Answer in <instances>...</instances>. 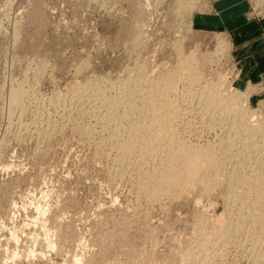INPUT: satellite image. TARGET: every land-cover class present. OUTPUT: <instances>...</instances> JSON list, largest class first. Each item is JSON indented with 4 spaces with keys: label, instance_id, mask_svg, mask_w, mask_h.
<instances>
[{
    "label": "rangeland",
    "instance_id": "rangeland-1",
    "mask_svg": "<svg viewBox=\"0 0 264 264\" xmlns=\"http://www.w3.org/2000/svg\"><path fill=\"white\" fill-rule=\"evenodd\" d=\"M142 1L0 0V264H264L254 192L230 199L233 187L251 188V173L264 165V1L247 0L248 10L218 29L208 28L214 17L199 15L214 0H164L159 15L155 0L145 9ZM193 53L201 63L191 70H204L200 82L181 81L170 97L175 112L154 116L142 93L163 88ZM220 78L225 101L206 111L201 95ZM110 83L133 92L114 116ZM133 101L141 106L134 115ZM243 108L254 138L230 131ZM136 125L146 133H134ZM168 126L182 164L174 163L182 178L173 186L162 183L167 141L158 139L160 149L136 145ZM208 153L221 168L206 165ZM193 156L207 169L191 178ZM221 219L241 230L228 238Z\"/></svg>",
    "mask_w": 264,
    "mask_h": 264
},
{
    "label": "bare ground",
    "instance_id": "bare-ground-1",
    "mask_svg": "<svg viewBox=\"0 0 264 264\" xmlns=\"http://www.w3.org/2000/svg\"><path fill=\"white\" fill-rule=\"evenodd\" d=\"M153 0H143L142 2H143V4H141V7L143 8V9H145V8H151V5L153 4V2H152ZM261 1V0H260ZM262 1H264V0H262ZM124 3V2H123ZM122 2H121V4H123ZM126 3V2H125ZM147 3H148V5H147ZM162 3H164V0H155V4H153V5H155V7H157L158 6V8H155V10H156V14L157 15H159L158 14V12H157V10L158 9H160V7H161V4ZM177 10H179V9H177ZM162 11V10H161ZM161 11H159V12H161ZM153 28V27H152ZM218 40H220V39H218ZM138 41V40H137ZM222 42V41H221ZM220 44V43H219ZM219 46H221V44L219 45ZM181 50H182V48L181 47H179V50H178V53H180L179 55H181ZM197 54H199V53H196V54H191V56H189V57H184V58H180L181 60H179L180 61V65H179V68H176L175 70H177V71H175L176 72V74L174 73V75H172V71L170 72L171 73V75H169V76H167V79H165V80H167L166 82H165V86L162 88L160 85H161V83L160 84H157V85H152V84H155V83H157V82H155V83H151V87H150V90H149V92H148V94H146L147 93V91H146V93H142V96H143V100L145 101L144 103H146L147 105H150V111H152V112H154L156 115H154V116H157L158 114H159V112H161L162 114L164 113V115L165 114H167L168 112L167 111H173V109H172V107L170 108L169 107V104H171V98L170 97H172V94H174V92H175V89H176V85L177 84H179L181 81H183V82H185L186 84H188V85H191V86H196L197 85V82L200 80V78L203 76V74H202V72H204V70H202V68L201 67H198V68H196L195 70H191V67L195 64V63H201L199 60H198V57H197ZM204 55V54H203ZM180 57V56H179ZM197 57V58H196ZM207 58V57H206ZM205 59V58H204ZM205 61H207V59H205ZM204 60H203V62H205ZM178 67V66H177ZM143 70V69H142ZM141 69H140V71H142ZM145 71V70H144ZM143 72V71H142ZM140 74H142V73H139L138 75H139V77L141 76ZM144 75H145V72H144ZM200 75H202V76H200ZM162 76V75H161ZM161 76H159V77H161ZM142 77V76H141ZM166 77V76H165ZM164 76H163V79L165 78ZM136 79H137V77H136ZM136 79H135V81H136ZM142 79V78H141ZM140 79V80H141ZM161 79L162 78H160L159 79V81H161ZM139 80V79H138ZM139 80V81H140ZM143 80H146L145 79V77H144V79ZM143 80H141L142 82H143ZM164 80V81H165ZM225 79H223V78H220L219 80H218V83L217 84H214L211 88H210V90H207V91H205V94H202L201 95V97L204 99V101H205V103H203V108H204V110H206V111H208V109H209V107L212 105V104H214V103H216L218 106L220 105H223V103H224V101H225V99H224V96L222 95L223 94V92H224V90H222L223 88V86H224V84H222V82L224 81ZM131 82V81H130ZM145 82V81H144ZM200 82V81H199ZM132 83V82H131ZM145 83H147V81L145 82ZM224 83V82H223ZM99 84V83H98ZM129 84V83H128ZM196 84V85H195ZM109 85H111V87H112V83H110ZM125 85H126V83H125ZM125 85H116V86H118V88L116 87V86H113L112 87V89L115 91V97H114V99L113 100H110L109 101V108H110V111H108V112H110V114L111 115H113L114 116V113H116L117 111H118V109H119V107L121 106V104H123V102H121V100H129V98L130 97H132L131 95H132V93L133 92H131V91H128L129 89L128 88H126V86ZM136 85H137V83H136ZM135 85V86H136ZM138 85H140L139 83H138ZM141 85H143V84H141ZM140 85V86H141ZM144 85H147V84H144ZM150 85V84H149ZM159 85V86H158ZM90 86V85H89ZM107 86V85H106ZM121 86H125V88L123 87V88H120ZM163 86V85H162ZM85 87V86H84ZM92 87V88H91ZM90 87V89H89V92H90V90L92 89V90H94L95 88L93 87V86H91ZM137 87H139V86H136V88ZM209 87V86H208ZM80 88V87H79ZM94 88V89H93ZM98 88V87H97ZM145 88H147V87H145ZM254 89L256 88V87H253ZM260 88V90H262V91H264V85L263 86H261V87H259ZM259 88H257V89H259ZM19 89V88H18ZM83 89V88H82ZM120 89H122V90H120ZM142 89V88H141ZM144 89V88H143ZM77 90V89H76ZM80 90V89H79ZM85 90H86V88H85ZM84 89L82 90L83 92L85 91ZM100 89L98 88V91H99ZM177 90V89H176ZM95 91V90H94ZM94 91L92 92L93 94H94ZM135 91V90H134ZM80 91H78V93H79ZM177 92V91H176ZM91 93V92H90ZM96 93V92H95ZM135 93H136V91H135ZM139 93V92H138ZM76 94V93H75ZM83 94V95H82ZM88 94V92L87 93H81V95L79 96L80 98H82V97H86L87 98V95ZM137 94V93H136ZM177 94V93H176ZM234 94V93H233ZM139 95V94H138ZM175 95V94H174ZM174 95H173V97H174ZM235 95H237V94H235ZM13 96H15V94L13 95ZM78 96V95H77ZM82 96V97H81ZM93 96V95H92ZM100 96V95H99ZM99 96H97V97H99ZM140 96V95H139ZM90 97H91V95H90ZM90 97H88L89 98V100H90ZM94 97V96H93ZM92 97V98H93ZM96 97V96H95ZM136 97V96H135ZM85 98V99H86ZM103 98V97H102ZM105 98V97H104ZM103 98V99H104ZM108 98H110V97H108ZM18 99V98H17ZM60 99H61V97H60ZM60 99H58V100H60ZM62 99H63V97H62ZM75 99V98H74ZM97 99V98H96ZM95 99V100H96ZM99 99V98H98ZM140 99V98H139ZM238 99V98H237ZM236 98H234L233 96L231 97V99H230V101L232 102H230L231 103V105H233L234 107H237V106H239L240 104V100L238 99L237 100ZM10 100V99H9ZM79 100V99H78ZM104 100H106V99H104ZM20 101V100H19ZM66 101V100H65ZM80 101V100H79ZM82 101V100H81ZM97 101V100H96ZM130 101H132L131 99H130ZM136 101V100H135ZM71 102H73V101H71ZM78 102V101H77ZM85 102V101H84ZM139 102V101H138ZM138 102H136V103H138ZM170 102V103H169ZM61 103V102H60ZM104 103H106V102H104ZM106 103V104H107ZM136 103H134V101H133V103H131V108L129 109V108H127V109H129V110H127V111H129V113L128 114H131L130 112H134L132 115H134V114H137V112H139V109H137L138 107L140 108L141 106H138L137 107V105L138 104H136ZM141 103V102H140ZM75 104V103H74ZM78 104V103H77ZM130 104V103H129ZM143 104V103H142ZM66 105H67V103H66ZM70 105V104H69ZM83 105V104H82ZM147 105H146V107H147ZM228 106H225L224 105V107H229L230 106V104H227ZM236 105V106H235ZM60 106V105H59ZM71 106H72V103H71ZM78 106V105H77ZM126 106V105H125ZM125 106H124V108H125ZM128 106V105H127ZM66 107V106H65ZM122 107V106H121ZM136 107V108H135ZM144 107V106H143ZM149 107V106H148ZM82 108V107H81ZM99 108V107H98ZM175 108L176 107H174V111L172 112V113H174L175 112ZM263 108V107H262ZM85 109V108H84ZM148 109V108H147ZM235 109V108H234ZM100 110V109H99ZM121 110V109H120ZM124 110V109H123ZM141 110L143 111V110H145V109H143V108H141ZM149 110V109H148ZM176 110H178V109H176ZM229 110V109H228ZM231 110V109H230ZM179 111V110H178ZM214 111V110H213ZM248 109H245V108H243V112L242 113H239L237 116H238V118H239V125H233L232 126V128H231V130L230 131H232L231 133H233V136H235V137H241V136H248L247 138H249V136H250V138L251 137H253V131H252V129H250V127H249V118H248ZM119 112V111H118ZM144 112V111H143ZM156 112H158V114L156 113ZM95 113V112H94ZM120 113V112H119ZM141 113V112H140ZM153 113V114H154ZM171 113V112H170ZM178 113V112H177ZM205 113V112H204ZM126 114V116H127V113H125ZM148 114V113H147ZM162 114H159L158 115V117L160 116L161 117V115ZM169 114V113H168ZM115 115H118V113L117 114H115ZM107 116V114L106 115H104V117L107 119V118H109V117H106ZM143 116H145V115H143ZM163 116V115H162ZM166 116V115H165ZM172 116V115H171ZM117 117V116H116ZM122 117H124V116H122ZM140 117V116H139ZM152 117V116H151ZM111 118V117H110ZM118 118V117H117ZM117 118H112V119H117ZM130 118V117H129ZM128 118V119H129ZM137 118H138V115H137ZM142 118V117H141ZM124 119V118H123ZM145 120H146V118H144ZM143 118H142V120H144ZM163 119V118H162ZM166 119V118H165ZM173 119V118H172ZM111 120V119H110ZM119 120V119H118ZM132 120V119H131ZM137 122H138V120L137 119H135ZM140 120V119H139ZM144 120V121H145ZM148 120V119H147ZM159 120H160V118H159ZM170 120H171V117H170ZM109 121V119L107 120V122ZM113 120H111L110 122H112ZM121 121H122V119H121ZM144 121H141L140 120V122L141 123H144ZM151 121H154V119H152ZM115 122H117V121H114V123H112V124H114L115 125ZM139 122V123H140ZM148 122V121H147ZM150 122V121H149ZM166 122V121H165ZM45 123V122H44ZM139 123H138V125H139ZM140 123V125L139 126H142L143 124H141ZM151 123V122H150ZM149 123V124H150ZM155 123V121L153 122V124ZM158 123V122H157ZM234 123V122H233ZM117 124V123H116ZM137 124V123H136ZM153 124H151V125H153ZM109 125H111V124H109ZM120 125V123L119 124H117L116 125V127L118 126L119 128L122 126V124H121V126H119ZM133 125H135V123L133 124ZM144 125H145V123H144ZM147 125H148V123H147ZM146 125V126H147ZM151 125H149V126H151ZM156 125V124H155ZM160 125V124H159ZM167 125V124H166ZM169 125V124H168ZM137 126V125H136ZM146 126L144 127V128H146ZM173 127H174V125H172ZM116 127H115V130H116ZM127 127V126H126ZM133 127V126H132ZM135 127V126H134ZM143 127H141V128H143ZM152 127V126H151ZM155 127V126H154ZM158 127V126H157ZM110 128H111V126H110ZM119 128H117L118 130H119ZM143 128V129H144ZM150 128V127H149ZM148 128V129H149ZM153 128V127H152ZM161 128V127H160ZM123 129H124V126H123ZM125 129H127V128H125ZM125 129H124V131H125ZM130 129V130H129ZM138 129H140V128H138V126H137V129H133L132 128V131L134 130V133L135 132H138L139 130ZM254 129V128H253ZM260 129V128H259ZM117 130V131H118ZM154 129H152V131H153ZM161 130V129H160ZM163 130H164V128H163ZM116 131V132H117ZM127 131V130H126ZM129 131H131V128H128V132ZM146 131H147V129H146ZM173 131V128H172V130H171V127L169 128V126H168V128L166 127V129H165V132L164 131H162L163 133H159L160 131H158V132H153V134H152V132H151V130H149L148 132L150 133L149 135L150 136H152L151 137V139H149L150 137H149V135H147L148 136V139L147 138H143L142 137V139H139V140H137L138 141V144L136 143V145L138 146V145H145L146 143H149V141L150 142H155V143H157V144H160L161 142H159V140L160 141H162L163 139L165 140V141H167V143H166V145L167 144H169V146L171 147V148H167L166 146V148L168 149V151H169V154H168V156H167V159L169 160V162H170V164H169V162H168V160H167V162H168V165H170L168 168H169V170H168V168H166L167 170H168V172H167V170L165 171V173H166V175H165V177H163L164 179L162 180V183L164 182V185H165V183H167V184H174V183H176L177 181H178V183H179V180H178V177H181V176H178L177 177V175H176V171L178 172L179 171V169L178 170H176L177 169V167H175L174 166V163H176V162H178L179 164H180V162L178 161V159L175 157V154H178L179 153V151H178V153H177V151H175V149H174V151H175V154H173L174 153V151H173V149H172V146H171V143L172 142H174L175 141V133H173L172 132ZM127 132V133H128ZM140 133L142 132L141 130L139 131ZM138 132V133H139ZM148 132H147V134H148ZM171 132V133H170ZM118 133V132H117ZM124 133V132H123ZM122 133V134H123ZM127 133H125L126 135H127ZM132 133V132H131ZM143 133V132H142ZM146 133V132H145ZM145 133H143V134H145ZM143 134H140V135H143ZM152 134V135H151ZM175 134V135H174ZM264 134V133H263ZM121 135V134H120ZM124 135V134H123ZM125 135V136H126ZM132 135H134V134H132ZM258 135V134H257ZM113 136V135H112ZM128 136L130 137L131 136V134H130V132L128 133ZM137 136H139V135H137L136 134V136L135 137H137ZM255 136V135H254ZM129 137H127V138H129ZM134 137V136H133ZM132 137V138H133ZM120 138V137H119ZM246 138V139H247ZM254 138V137H253ZM118 139V138H117ZM136 139H138V138H136ZM136 139L134 140L135 142H136ZM159 139V140H158ZM124 140H127L126 138L124 139ZM129 140V139H128ZM177 140V139H176ZM133 141V142H134ZM243 141V140H242ZM125 142V141H124ZM132 142V141H131ZM132 142V143H133ZM159 142V143H158ZM233 142H235V141H233ZM233 142L232 143H228V145H227V147L228 148H231L232 150H234L233 149V146H234V144H233ZM132 143H131V145H132ZM154 143V144H155ZM176 142H174V144H175ZM108 144V143H107ZM162 144V143H161ZM161 144L159 145V146H157L159 149L163 146H161ZM262 143H260V145H261ZM128 145V144H127ZM135 145V144H134ZM153 145V143H151V145L150 146H152ZM165 145V144H164ZM176 145V144H175ZM253 146H254V148L256 147H258V141H254L253 142V144H252ZM129 146H130V143H129ZM129 146H127V148L129 147ZM139 146V147H140ZM147 147V146H146ZM146 147H145V149H146ZM174 147V146H173ZM178 147V146H177ZM250 147V146H249ZM260 147V146H259ZM120 148V147H119ZM124 148H126L125 146H124ZM134 148V147H133ZM133 148H130V149H133ZM143 148V147H142ZM141 148V149H142ZM151 148V147H150ZM196 148V147H195ZM252 148V147H251ZM250 148V149H251ZM255 148V149H256ZM121 149V148H120ZM130 149L128 150V151H130ZM140 149V150H141ZM162 149H164V148H162ZM178 149V148H177ZM188 149V148H187ZM134 150L135 151H137L136 150V148H134ZM140 150H139V152H140ZM144 150V149H143ZM152 150H154V149H152ZM156 150H158V149H156ZM230 150V149H229ZM243 150V149H242ZM257 150V152H258V150H259V148H257L256 149ZM255 150V151H256ZM131 151H133V150H131ZM183 151V150H182ZM255 151H254V153H255ZM261 151V150H260ZM142 152V151H141ZM154 152H156V151H154ZM181 152V151H180ZM239 152V151H238ZM251 152V151H250ZM126 153H128V152H126ZM125 153V154H126ZM145 153H146V151H145ZM264 153V152H263ZM139 154H141V153H139ZM143 154V153H142ZM141 154V155H142ZM180 154V153H179ZM203 154V153H202ZM244 154V153H243ZM144 155V154H143ZM196 155V154H195ZM239 155V154H238ZM250 155V154H249ZM253 155V154H252ZM127 156V155H126ZM146 156V155H145ZM201 155H199V157H200ZM259 156H260V154H259ZM180 157V156H179ZM197 157H198V155H197ZM202 158L204 157V159L207 161V164L206 165H208L210 168H212L211 170H213V169H218V168H221L222 167V165H223V163L217 158V157H215V156H213L212 154H205L204 156H201ZM200 157V158H201ZM255 157V156H254ZM261 157V156H260ZM262 157H263V161L261 162V163H263L264 164V154L262 155ZM247 158V157H246ZM249 158V157H248ZM125 159V158H124ZM127 159V158H126ZM186 159H188V158H186ZM135 160V159H134ZM252 160V159H251ZM184 161V160H183ZM183 161H182V163H183ZM163 162V161H162ZM185 162V161H184ZM200 162H201V160H200ZM226 162V161H225ZM204 163H205V161H204ZM235 163V162H234ZM128 164V163H127ZM185 164V163H184ZM187 169H188V176H190L191 178L192 177H194L197 173H199L200 172V169H201V167H205L204 165L202 166L200 163H199V158L197 159L196 157H192V158H190L189 159V161H187ZM181 166H182V164H180ZM239 165V164H238ZM163 166V165H162ZM184 166V165H183ZM241 166V165H240ZM143 167V166H142ZM178 167H179V165H178ZM248 167V166H247ZM180 168V167H179ZM183 168V167H182ZM203 168L201 169V170H203ZM206 168V167H205ZM263 170L262 171H258V169L256 170V172L254 173L253 172V174L251 173V175H250V178H249V182L251 183H249L250 185H253L251 188H243L241 191H239L238 189H236L235 187H233L232 188V190L230 191V192H232V194H230V199H235V197H237L238 195L240 196V195H243V194H246V193H249V192H254V204H255V206H254V208L257 210H259V213L257 214V216L256 217H254V220H252V221H256L258 224V227H259V224H261V228L259 227V230H260V235H264V165H263ZM207 169V168H206ZM205 169V170H206ZM261 169V168H260ZM183 170H186V167H185V169H183ZM210 170V171H211ZM255 171V170H254ZM180 172V171H179ZM219 172V171H218ZM182 173V172H181ZM161 174V173H160ZM184 174V173H183ZM179 175V174H178ZM163 176V175H162ZM187 176V175H186ZM150 177V176H149ZM160 177V176H159ZM197 177V176H196ZM182 178V177H181ZM185 178V177H184ZM241 178V177H240ZM160 179V178H159ZM187 180V179H186ZM243 180V179H242ZM190 181V180H189ZM244 182V181H243ZM160 184H162L161 182H159ZM180 183H181V181H180ZM187 183V182H186ZM245 183V182H244ZM159 184V185H160ZM173 184H172V186H173ZM232 184V183H231ZM164 185H162V189H161V186H160V188H159V186H158V188L160 189V190H157L156 189V193H158L159 194V192H161V191H163V190H166L165 189V187H164ZM181 185V184H180ZM166 186V185H165ZM167 188V187H166ZM170 188H171V186H170ZM230 189H231V187H230ZM168 191V190H167ZM166 192V191H165ZM154 193H155V190H154ZM163 193V192H162ZM161 193V194H162ZM240 193V194H239ZM250 194H252V193H250ZM155 195V194H154ZM155 196H157V194L155 195ZM241 197V196H240ZM243 197V196H242ZM227 199H228V197H227ZM250 199V198H249ZM253 204V205H254ZM252 205V206H253ZM254 209V210H255ZM251 211V210H250ZM238 221V220H237ZM243 222V221H242ZM242 222H240V223H242ZM255 222V223H256ZM254 223V222H253ZM221 224H223V226H222V228H223V235L225 234H227L228 235V238H229V236L233 233V232H238L239 230H241V225L240 226H238V225H233V226H231L232 225V223H230V222H227L226 220H222L221 219V223H220V226H221ZM235 228V229H234ZM213 231V230H212ZM220 232H222V231H220ZM218 234H220L219 232H217ZM226 235V236H227ZM237 235V234H236ZM219 237V236H218ZM223 237H225V236H223ZM251 237V236H250ZM205 240V239H204ZM202 244H204V243H202ZM206 244V243H205ZM202 247H204V246H202Z\"/></svg>",
    "mask_w": 264,
    "mask_h": 264
},
{
    "label": "crops",
    "instance_id": "crops-1",
    "mask_svg": "<svg viewBox=\"0 0 264 264\" xmlns=\"http://www.w3.org/2000/svg\"><path fill=\"white\" fill-rule=\"evenodd\" d=\"M248 7L247 0H214L211 6V12H206L205 15H199L214 17L211 19V23H214V25H211L208 28H216L214 26H221V23H223V20H225L226 17L230 18L231 16L237 15L242 11L245 12L248 10ZM196 16L198 15L196 14Z\"/></svg>",
    "mask_w": 264,
    "mask_h": 264
}]
</instances>
